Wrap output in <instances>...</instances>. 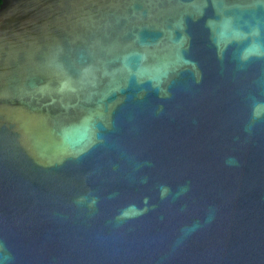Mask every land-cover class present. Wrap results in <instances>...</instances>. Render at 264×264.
Returning <instances> with one entry per match:
<instances>
[{"label":"water","instance_id":"1","mask_svg":"<svg viewBox=\"0 0 264 264\" xmlns=\"http://www.w3.org/2000/svg\"><path fill=\"white\" fill-rule=\"evenodd\" d=\"M0 264H264V0H2Z\"/></svg>","mask_w":264,"mask_h":264},{"label":"trees","instance_id":"2","mask_svg":"<svg viewBox=\"0 0 264 264\" xmlns=\"http://www.w3.org/2000/svg\"><path fill=\"white\" fill-rule=\"evenodd\" d=\"M1 2H2V0H0V5H1Z\"/></svg>","mask_w":264,"mask_h":264}]
</instances>
